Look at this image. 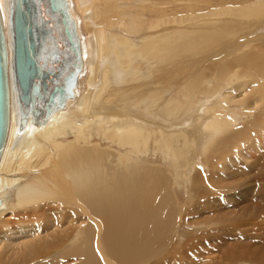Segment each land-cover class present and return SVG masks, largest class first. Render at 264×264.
Returning a JSON list of instances; mask_svg holds the SVG:
<instances>
[{
    "label": "bare ground",
    "instance_id": "obj_1",
    "mask_svg": "<svg viewBox=\"0 0 264 264\" xmlns=\"http://www.w3.org/2000/svg\"><path fill=\"white\" fill-rule=\"evenodd\" d=\"M12 1L0 0L10 74ZM66 3L81 60L71 95L59 89L48 112L38 103V118L29 111L22 121L10 89L0 264H31L65 246H74L67 257H83L75 264H134L150 248L198 264L207 261L203 249L184 248L197 232L264 229L262 202L253 213V203L235 216L218 210L235 198L264 199V0ZM50 15L42 24L25 14L39 37L31 68L41 83L57 67L50 82L59 88L77 59L61 45L62 16ZM32 88L28 79L24 99L37 97ZM154 155L160 164L149 162ZM247 249L226 263L264 264L263 252Z\"/></svg>",
    "mask_w": 264,
    "mask_h": 264
},
{
    "label": "water",
    "instance_id": "obj_2",
    "mask_svg": "<svg viewBox=\"0 0 264 264\" xmlns=\"http://www.w3.org/2000/svg\"><path fill=\"white\" fill-rule=\"evenodd\" d=\"M31 4V10H28L25 13L24 10L19 8L18 0H13L11 2L10 8V25H11V35L13 38V56H12V69L13 74H10L7 68L6 55H3V42H4V34L2 28V17L0 13V155L4 147V141L6 139L7 126H8V112L10 108V89L16 94V97L19 101V111L22 118V121L28 117V112L32 111L33 119H37L42 111L41 109L38 111L33 108L38 103H42L44 112H48L49 106L56 102L57 93L59 89H66V94L71 95V87L76 85L77 81V73L81 67L80 57L77 56L78 49V41L76 37L75 27L73 26V21L69 17L68 6L66 0H21L22 3ZM44 6V13L46 14V18L42 15L41 5ZM29 4V5H30ZM50 12H57L60 14L61 20L63 22L64 30H63V41L62 47L64 49H72L74 53H76V59L74 69L68 74L66 84H61L57 88L55 84H49L46 81L40 83L39 79L33 78L34 76V68H31L33 65V56L35 55V51L37 49V43L39 37L35 35L32 24L28 22L25 17V14L28 16L35 17L39 19L40 23L48 24L49 19L51 18ZM48 34H44V36ZM54 41V39H53ZM56 41H54L55 43ZM59 44V42L57 43ZM46 52V51H45ZM50 52V51H49ZM47 54V53H46ZM52 60L58 59L57 53H52ZM66 57V55L64 56ZM30 65L31 72L27 73ZM56 65V63H55ZM50 71V69H49ZM36 75V74H35ZM13 76V77H12ZM65 78V77H64ZM12 80V85L10 81ZM28 79H31V85L37 86V97L35 98V93L31 95H26L24 99L23 95V86L25 87L28 84ZM38 84H41V88H39ZM32 88V89H33ZM40 90V91H39ZM22 91V93H21ZM23 106H26L27 110L23 111ZM40 120V119H39Z\"/></svg>",
    "mask_w": 264,
    "mask_h": 264
},
{
    "label": "rangeland",
    "instance_id": "obj_3",
    "mask_svg": "<svg viewBox=\"0 0 264 264\" xmlns=\"http://www.w3.org/2000/svg\"><path fill=\"white\" fill-rule=\"evenodd\" d=\"M50 68L53 69L51 72L49 71ZM50 68H48L46 70L47 73L48 72H49V74L58 73V71H56L57 67H50ZM52 79H54V78H51L50 80H52ZM50 80H47V83L51 84ZM154 158H155V155L153 156V159H149V162L160 164V162L156 161ZM236 163L238 164V162H236ZM239 164H241V163L239 162ZM246 169H242L241 174L237 172L236 176H239V175H241L239 177L244 176ZM253 173L254 172H248L249 175H251ZM252 195H254V194L252 193L251 195H248L246 198L251 197ZM254 199H255V203L253 201H251V200H249V201L245 200L244 198H241V199L235 198V200H236L235 202L231 201L232 200L231 199V200H229L227 202L226 206L220 207V208H218V210L219 211L220 210L225 211V213L228 216H235V215H237L236 213H242L240 210H241V208L243 206H248L250 208L252 203H253L254 205H252V208H253L254 211H251L253 213V212H256V210H257V207H256L255 204L261 203V202L264 203V199H262V198H260V200H259V198L258 199L254 198ZM210 214L213 215V213H207V215H210ZM197 215H199V214L197 213ZM204 215H206V213ZM4 218H6V216H4L3 219ZM189 221L190 222L195 221L193 216L189 219ZM253 226L254 225H250V226L248 225L246 228H241L240 230H239V228H240L239 227V228H237V230H230L231 232L229 230L227 231V229L226 230L225 229L224 230H220L219 228H213L212 227L213 229L210 228L209 230H206L207 232L204 231L205 234H203L202 232H197V235H193V237H191V238H195L196 241H190L191 238H189L187 240V242H189V243L184 244V248L193 250L196 246L199 245L203 249L199 253V255L204 257L205 259H207V261H204V262L201 261L198 264H227L226 263L227 262L226 258H228L230 255H233V254L236 255V256L240 255V257H241L240 251H245V250L248 251L247 248H249L250 253L259 254V252H260V255L263 256L262 252L264 253V229L261 226H254V227ZM192 242H194V243H192ZM211 244L213 246L210 247ZM214 245L216 247L217 246L218 247L216 248ZM65 247L66 248L63 249V250H58L56 252L55 257H44V258H41V259L31 263V264H57L58 260L61 261L60 264H75V263H80V262L83 261V257H81V255H74L72 257L71 256L67 257V255L69 253H71L72 248H74V246H72V247L65 246ZM229 247H230V249H229ZM76 248L79 249V252H81V253L86 252V250H85L86 247H80V246L77 247L76 246ZM114 248L116 250H118L120 248V246L119 245H115ZM232 248L234 249V251H233ZM164 250H159V249L153 250V249L150 248V253H148L149 251H147V252L144 253L143 256L139 255V257L135 259L134 264H138V263L139 264H194V263L191 262V260H193V258L188 256L189 254H183V257H182V254L177 255L176 259H172L170 254L165 255L164 257L161 258L160 255L162 256ZM205 250H206V252L208 250L209 254L203 255ZM236 250H238V251L236 252ZM157 251H159V252L157 253ZM232 252H233V254H232ZM256 252H258V253H256ZM223 253H225V254L223 255L224 257L222 259V258H220V256ZM226 253H227V255H226ZM147 255H148V259H147ZM155 256H157V257L155 258ZM158 256L161 259L158 258ZM216 256L217 257L219 256L220 260ZM73 257H75V258L73 259ZM149 257H150V259H149ZM214 257L216 258V260H214L215 259ZM67 258H68V261H69L68 263L64 262ZM224 258L226 259L225 261H224ZM157 259L159 261H157ZM262 259H263V257H262ZM137 260H139V261H137ZM239 264H242V263H239Z\"/></svg>",
    "mask_w": 264,
    "mask_h": 264
},
{
    "label": "trees",
    "instance_id": "obj_4",
    "mask_svg": "<svg viewBox=\"0 0 264 264\" xmlns=\"http://www.w3.org/2000/svg\"><path fill=\"white\" fill-rule=\"evenodd\" d=\"M55 74H56V73L49 74V75L47 76V78H46V79H43L42 81H46V82H47V80H50L51 78H53V77L55 76Z\"/></svg>",
    "mask_w": 264,
    "mask_h": 264
}]
</instances>
